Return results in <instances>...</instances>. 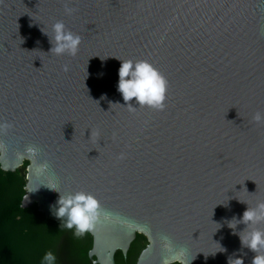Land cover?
Here are the masks:
<instances>
[{"label":"water","instance_id":"obj_1","mask_svg":"<svg viewBox=\"0 0 264 264\" xmlns=\"http://www.w3.org/2000/svg\"><path fill=\"white\" fill-rule=\"evenodd\" d=\"M56 21L81 37L75 56L50 51ZM126 59L166 77L163 110L125 105ZM256 111L264 0H0V125H10L0 128V166L26 160L20 205L35 202L51 219L60 193L98 199L92 262L128 264L113 252L124 255L138 232L145 244L132 264H251L241 238L264 223L237 221L264 200ZM28 145L40 150L34 159Z\"/></svg>","mask_w":264,"mask_h":264},{"label":"clouds","instance_id":"obj_2","mask_svg":"<svg viewBox=\"0 0 264 264\" xmlns=\"http://www.w3.org/2000/svg\"><path fill=\"white\" fill-rule=\"evenodd\" d=\"M64 11L65 14L71 15L75 9L69 7L66 3ZM52 32V37H49L52 44L50 51L56 55L68 54L75 56L77 54L81 43V37L78 34L68 30L63 21H56L52 25ZM64 70H68L67 65L64 66ZM118 76V91L121 93L126 106L135 107L132 103L134 101L140 107L146 106L156 110L164 109L168 81L151 62L143 59L135 61L132 59L121 60ZM252 119L256 123H262L264 122V113L256 111ZM7 126L10 125H0V128ZM3 147L4 145L0 143V149ZM24 151L34 159L40 150L34 145H28ZM48 167L47 161L40 162L37 164L36 172L43 174ZM47 187L50 190L59 192L54 187ZM102 211L100 202L92 193L77 190L63 195L60 193L53 214L59 220H64L66 229H74L73 234L76 237H82L94 230ZM237 222L244 223L247 225L246 228H249L250 225L255 226L264 223V200L258 201L255 206L248 205L240 221ZM235 225L229 227L235 228ZM163 240L165 242L164 247L171 251L170 239L165 236ZM241 242L255 253L251 264H264V229L249 228L246 236L241 238ZM179 254L183 255V250H180ZM56 260L57 256L52 251L46 252L43 256L44 264H56ZM231 261L232 264H244L243 259L239 257ZM161 264H170L168 256L162 258Z\"/></svg>","mask_w":264,"mask_h":264},{"label":"trees","instance_id":"obj_3","mask_svg":"<svg viewBox=\"0 0 264 264\" xmlns=\"http://www.w3.org/2000/svg\"><path fill=\"white\" fill-rule=\"evenodd\" d=\"M25 163L13 170L0 166V264H44L48 251L57 256L56 264H98L87 256L89 233L76 237L74 229L64 227L63 219L49 218L35 202L20 205ZM144 244V235L135 232L124 255L114 249V259L132 264Z\"/></svg>","mask_w":264,"mask_h":264}]
</instances>
